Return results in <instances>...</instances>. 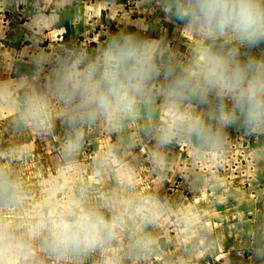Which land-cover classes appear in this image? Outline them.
<instances>
[{
    "label": "clouds",
    "instance_id": "9594fccd",
    "mask_svg": "<svg viewBox=\"0 0 264 264\" xmlns=\"http://www.w3.org/2000/svg\"><path fill=\"white\" fill-rule=\"evenodd\" d=\"M193 38L186 52L163 39L121 30L99 47L60 46L31 57L33 71L0 78V110L11 113L20 128L51 132L64 129L60 153L64 167L50 182L45 202L22 222L9 213L26 203L22 176L0 164V264H32L39 241L61 256L86 254L109 246L119 236L124 215L109 200L91 203L87 186L63 200L61 180L75 166L85 133L98 123L121 131L130 125L154 141L153 163L168 166L170 146L184 143L194 161L222 156L229 128L247 137L264 138V0H158ZM117 149L110 147L100 165ZM131 183L133 170L124 168ZM145 198L141 204L148 203ZM189 224L191 230L196 229ZM204 246L214 241L204 230ZM139 247L149 237L134 235ZM244 249L264 264V240Z\"/></svg>",
    "mask_w": 264,
    "mask_h": 264
},
{
    "label": "crops",
    "instance_id": "0c3cea01",
    "mask_svg": "<svg viewBox=\"0 0 264 264\" xmlns=\"http://www.w3.org/2000/svg\"><path fill=\"white\" fill-rule=\"evenodd\" d=\"M121 30L138 33L145 38L163 39L182 53L193 43V38L183 32L182 23L168 15L158 0H0V78L16 79L18 75L30 74L33 71L31 57L39 50L51 53L63 45H81L92 50L109 35ZM262 49L264 45L254 49L253 53L258 55ZM10 117V112L0 110V164L13 168L23 178L26 203L22 209L9 213L22 222L34 207L45 202L50 182L57 179L60 169L65 166L60 153L65 132L59 124L47 133L20 128L10 122ZM227 131L232 136L233 132L237 133L243 139L233 140L232 137V143L219 158L211 162L194 161L187 145L178 143L168 149L167 168L158 170L153 163L154 141L147 132L137 130L135 125L118 132L98 123L86 131L75 166L61 180L63 188L58 198L63 200L75 194L80 187L87 186L91 203L110 201L111 207L106 214L111 215L117 200L124 196V168L133 170L129 185L133 186V194L140 190L143 195L150 188L155 190L146 179L156 176L163 180L169 175L184 178L188 171L192 173L194 169V174L201 179L206 178L204 182H207L208 177L221 174L226 181H231L226 194L235 195L236 192L242 194V198H238L236 209L224 207V204L205 206L211 214V223L200 226L212 235L214 241L207 246L211 248V257H206L210 259L209 264L215 255L220 256L216 264H257L253 254L244 247L255 244L258 237L264 240V138L247 137L234 128ZM110 147L117 150L101 166V157ZM124 158L126 161L122 162ZM139 170L148 172L142 176ZM141 179L144 185L140 187ZM237 179L243 180L237 184L239 186L235 184ZM156 189L164 188L157 186ZM199 189L196 192L199 195L208 192ZM154 203L152 215L146 218L147 228L150 235L157 234L160 238L155 245L161 254V245L166 244V239L158 235L163 229L160 223L163 214L158 206L163 207L164 213H168L164 209H169L159 202V198ZM122 210L125 211L124 206ZM231 210L237 212L236 217L230 214ZM132 212L134 215L139 213ZM198 232H184V240L197 238ZM34 251L33 259L48 260L47 250L40 246L39 241H36Z\"/></svg>",
    "mask_w": 264,
    "mask_h": 264
},
{
    "label": "rangeland",
    "instance_id": "374dc122",
    "mask_svg": "<svg viewBox=\"0 0 264 264\" xmlns=\"http://www.w3.org/2000/svg\"><path fill=\"white\" fill-rule=\"evenodd\" d=\"M230 137L231 139L233 137V140H236V138L243 139V136L237 135V133L234 132L233 136L230 135ZM231 143L232 142L229 144ZM250 154L252 155L251 152ZM121 161L124 162L126 159H121ZM130 164L133 163L130 162ZM198 164L200 165V163ZM228 167L229 166L226 168ZM226 168L220 169L225 171ZM139 171H141L142 176H145L148 172L144 173L142 170ZM186 174L188 175L184 178L177 177L176 175H169L166 180L160 177L157 178V176L152 179H146V181L150 182L149 185H151V187L154 185L155 190L150 188L145 195H143V191L141 193L140 190L138 193L134 192L135 194H133V186H129L131 184L123 180L122 184L125 186L123 191L124 196L122 195L121 198L117 200L114 210L120 207V209H123L124 206L125 211H120V209L116 211L121 212L125 219L116 240L103 249H96L86 254L61 256L47 251V256L49 255L48 260L46 258V260L33 259L32 264H195L194 262H196V264H209L210 259H207L206 256L209 255L211 257V248L208 249L205 247V241L199 238L201 232L205 230L200 224L211 223V214L206 211L205 206L224 204V207L236 209L234 207L238 206V198H242V194H237L236 192L235 195L226 194L229 188L228 184H230L231 181H226L225 177L221 174L208 177L207 182H204L206 178L201 179L199 175L196 176L197 174H194V169L192 173L188 171ZM142 181L143 179L140 180V187L144 185ZM241 182H243V180H235L236 185H240ZM157 186H161L164 189L158 191V189H156ZM199 188L202 190L206 189L208 192H206L205 195H199L196 193L200 190ZM221 193H224V196H222ZM131 194L134 196L131 197ZM145 198H148L149 202L141 204ZM157 198H159V202H163L165 205H163L164 207L170 210L164 209L168 212L164 213L163 207L160 205L158 206L160 213L163 214L160 220L163 229L160 230L161 234L158 235L166 239V244L162 243L161 245V254H158V246L156 247L155 245L160 238H157V234L154 236L150 235L146 219L152 215L155 204L154 201ZM132 210L139 213L134 215ZM223 214H225V212ZM230 214L233 215V217L237 216V212L232 210ZM106 215L110 216V213ZM189 217L191 218L190 221L188 220ZM141 218L142 220H139ZM164 223H166V225ZM190 223L199 225V228L191 230L189 228ZM184 232H198V235L197 238L184 240ZM136 234L149 237L151 240L150 246L145 248L135 245L133 237ZM38 253L40 252L38 251ZM34 255L35 251L33 256ZM219 258L220 256L215 255L212 264H216V259Z\"/></svg>",
    "mask_w": 264,
    "mask_h": 264
}]
</instances>
